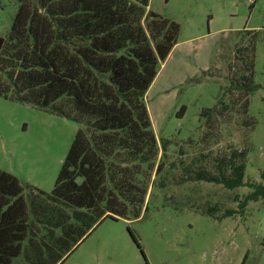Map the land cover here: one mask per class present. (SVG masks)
<instances>
[{"label":"trees","instance_id":"1","mask_svg":"<svg viewBox=\"0 0 264 264\" xmlns=\"http://www.w3.org/2000/svg\"><path fill=\"white\" fill-rule=\"evenodd\" d=\"M18 1L9 36H0V97L60 114L80 129L51 193L0 168V264H65L105 219L142 215L154 173L165 164L158 162L160 150L166 154L170 144L160 145L145 96L178 44L181 25L149 10L150 0ZM247 32V43L236 48L230 88L244 92L241 110L249 115L259 87V32ZM247 153L229 152L216 173L200 171L196 180L230 190L249 185L253 190L239 202L244 210L264 198V183L245 181ZM202 211L216 216L219 208ZM237 212L227 209L222 217Z\"/></svg>","mask_w":264,"mask_h":264},{"label":"rangeland","instance_id":"2","mask_svg":"<svg viewBox=\"0 0 264 264\" xmlns=\"http://www.w3.org/2000/svg\"><path fill=\"white\" fill-rule=\"evenodd\" d=\"M19 5L0 0V36H9ZM149 10L181 25L178 44L145 96L160 145L170 140L159 154L163 171L154 173L139 218L105 219L65 264H264V198L241 210L249 185L230 190L195 178L216 173L229 152L247 149L245 181L264 183V0H150ZM248 30L259 32V87L246 115L244 92L230 86L236 48L247 43ZM79 129L60 114L0 97V168L51 193ZM209 205L219 208L216 216L202 211ZM227 209L238 212L222 217Z\"/></svg>","mask_w":264,"mask_h":264}]
</instances>
